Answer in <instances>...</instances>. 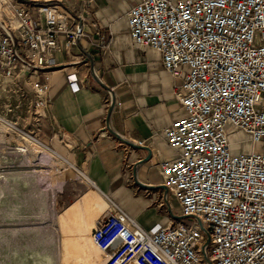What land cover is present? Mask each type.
Wrapping results in <instances>:
<instances>
[{
  "label": "built area",
  "instance_id": "1",
  "mask_svg": "<svg viewBox=\"0 0 264 264\" xmlns=\"http://www.w3.org/2000/svg\"><path fill=\"white\" fill-rule=\"evenodd\" d=\"M36 12L0 0V75L32 77L28 124L35 127L49 104L55 55L87 37L83 15L46 4ZM126 23L132 42L155 51L178 81L173 95L183 116L160 131L177 156L159 169L193 223L147 231L113 206L91 235L104 264H206L207 236L211 264H264V0H138ZM66 82L79 91L75 73ZM237 134L248 136V152L234 153ZM15 135L50 151L0 115V159ZM14 151L28 149L21 143Z\"/></svg>",
  "mask_w": 264,
  "mask_h": 264
},
{
  "label": "crops",
  "instance_id": "2",
  "mask_svg": "<svg viewBox=\"0 0 264 264\" xmlns=\"http://www.w3.org/2000/svg\"><path fill=\"white\" fill-rule=\"evenodd\" d=\"M137 1L19 0L34 17L43 4L57 5L77 19L86 17L87 37L69 52L55 55L49 104L31 130L55 155L54 161L64 170L70 166L75 174L57 188L61 194L55 216L57 231L59 216L77 196L73 185L83 184L93 191L87 201L93 220L69 221L72 237L65 241L91 237L96 221L113 213V206L147 231L177 221L175 201L164 190L159 166L177 156L160 131L183 116L173 95L178 81L164 70L155 51L141 49L130 39L126 14ZM90 60L101 83L113 92L115 104L110 117V95L91 77ZM70 73L78 77L76 93L66 82ZM26 77L30 104L32 77Z\"/></svg>",
  "mask_w": 264,
  "mask_h": 264
},
{
  "label": "rangeland",
  "instance_id": "3",
  "mask_svg": "<svg viewBox=\"0 0 264 264\" xmlns=\"http://www.w3.org/2000/svg\"><path fill=\"white\" fill-rule=\"evenodd\" d=\"M20 79L0 75V115L29 132L35 126L28 124L29 93L24 86L27 77ZM247 140L244 134L231 135L234 153L240 149L248 152L251 144ZM21 143L28 151L16 154L14 149ZM3 150L5 155L0 159V264H104V256L94 249L90 236L79 242L65 241L72 237L69 221L85 222L89 217L93 220L87 208L93 191L83 184L73 185L77 196L59 216L57 231L55 216L61 196L57 188L63 185V180L65 184L66 180L73 179L75 174L68 168L64 170L45 149L30 145L19 135H15ZM174 206L176 216L182 217L178 203ZM99 216L95 215L94 219ZM180 221L193 223L188 218Z\"/></svg>",
  "mask_w": 264,
  "mask_h": 264
},
{
  "label": "water",
  "instance_id": "4",
  "mask_svg": "<svg viewBox=\"0 0 264 264\" xmlns=\"http://www.w3.org/2000/svg\"><path fill=\"white\" fill-rule=\"evenodd\" d=\"M0 28L3 29V26L0 24ZM6 34L9 35L8 32H6ZM91 62V77L97 82L98 85L102 86L110 95V102H109V107H108V117H110L112 111H113V108H114V104H115V100H114V96H113V92L110 90V89H107L100 81V79L98 78L97 74L95 73V70H94V67H93V63L92 61L90 60ZM109 120V119H108ZM166 192H167V189L165 188L164 189ZM177 218V221L183 219L184 217H176ZM208 236L206 237V241L204 243V245L202 246L201 248V252H202V255H203V259H204V262L206 264H211L207 258V254H206V249H207V245H208Z\"/></svg>",
  "mask_w": 264,
  "mask_h": 264
},
{
  "label": "bare ground",
  "instance_id": "5",
  "mask_svg": "<svg viewBox=\"0 0 264 264\" xmlns=\"http://www.w3.org/2000/svg\"><path fill=\"white\" fill-rule=\"evenodd\" d=\"M36 145V144H35ZM37 147H39L38 145H36ZM40 148V147H39ZM40 149H43V148H40ZM44 150V149H43ZM49 156H52L53 158L55 157V155L54 154H52L50 151H48V150H44ZM55 159V158H54ZM68 169H69V171H72L71 170V168H70V166L68 167ZM91 242H92V240H91ZM92 245L94 246V244L92 243ZM94 248H96L95 246H94ZM100 252V251H99Z\"/></svg>",
  "mask_w": 264,
  "mask_h": 264
}]
</instances>
